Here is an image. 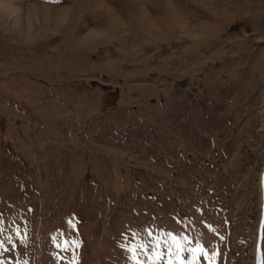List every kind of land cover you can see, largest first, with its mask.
Here are the masks:
<instances>
[{
	"label": "rangeland",
	"instance_id": "rangeland-1",
	"mask_svg": "<svg viewBox=\"0 0 264 264\" xmlns=\"http://www.w3.org/2000/svg\"><path fill=\"white\" fill-rule=\"evenodd\" d=\"M0 219V264H264V0H0Z\"/></svg>",
	"mask_w": 264,
	"mask_h": 264
},
{
	"label": "snow or ice",
	"instance_id": "snow-or-ice-1",
	"mask_svg": "<svg viewBox=\"0 0 264 264\" xmlns=\"http://www.w3.org/2000/svg\"><path fill=\"white\" fill-rule=\"evenodd\" d=\"M208 227L210 231H214L211 226ZM2 232L3 221L0 219V233ZM15 232L19 237L20 229L16 228ZM135 235L136 234L133 233V236ZM148 236L150 239L145 243L124 246L126 251L131 253L130 259L133 260L135 264H159L162 260H166V264H200L201 257L211 262L217 255L215 250H212L211 255H209V250L201 244L200 239H196L195 243H193V241L183 233L173 234L172 232H168L165 234V238L162 239L159 236L152 237V233L149 231ZM5 239L11 243L10 237H6ZM5 239H0V249L7 251L6 248H3ZM52 241L55 247L59 248L61 251H73L72 246H69L66 241H58L55 235L52 237ZM21 242H23V240ZM73 245L78 247L79 242L74 241ZM185 252L189 254L187 259L184 258ZM73 255L75 256V253H73ZM141 255L148 257V261H141L139 259ZM69 264H71V261Z\"/></svg>",
	"mask_w": 264,
	"mask_h": 264
},
{
	"label": "bare ground",
	"instance_id": "bare-ground-1",
	"mask_svg": "<svg viewBox=\"0 0 264 264\" xmlns=\"http://www.w3.org/2000/svg\"><path fill=\"white\" fill-rule=\"evenodd\" d=\"M29 16L31 17V19L34 17V16H33V15H31V14H30Z\"/></svg>",
	"mask_w": 264,
	"mask_h": 264
}]
</instances>
